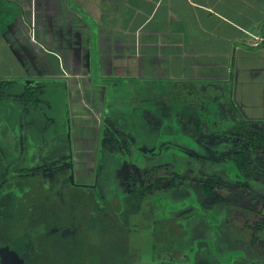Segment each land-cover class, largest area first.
<instances>
[{
    "label": "crops",
    "instance_id": "0c3cea01",
    "mask_svg": "<svg viewBox=\"0 0 264 264\" xmlns=\"http://www.w3.org/2000/svg\"><path fill=\"white\" fill-rule=\"evenodd\" d=\"M45 84L63 85L74 146L86 149L79 153L72 184L92 186L96 196H103L107 190L94 187L97 178L90 177L86 164L98 154L94 125L102 123L110 100L129 110L133 101L143 106L148 100L162 120L170 115L167 111L188 103L211 116L218 109L224 118L249 122L262 134L253 126H264V0H0V148L18 147L17 137L6 135L8 127L38 107L36 97L34 106L25 104V91L31 88L37 96ZM28 148L25 156L31 160L34 153ZM9 154L23 156L16 150ZM30 170V178L16 177L14 192L25 198L44 190L48 205L64 211L65 204L56 201L65 197L61 185L67 191V180L58 182L45 166ZM114 176L111 170L103 181ZM24 204L28 211L30 205ZM1 209L0 204L5 212ZM15 217L6 221L0 216V230L26 221ZM63 224L46 234L49 242L61 235L68 239ZM101 224L107 230V221L89 219L82 232ZM68 246L57 253H86L85 241L74 249Z\"/></svg>",
    "mask_w": 264,
    "mask_h": 264
},
{
    "label": "rangeland",
    "instance_id": "374dc122",
    "mask_svg": "<svg viewBox=\"0 0 264 264\" xmlns=\"http://www.w3.org/2000/svg\"><path fill=\"white\" fill-rule=\"evenodd\" d=\"M39 88L37 109H32L30 117H20L14 127L12 123L8 127L11 133L6 135L14 140L17 137L15 143L18 147L0 148V204L1 210L7 212H0V216L6 221L11 220L12 215L19 220L23 215L21 212L27 209L24 196L14 192L12 187L16 177L27 178L31 176L30 169L39 166H45L47 172L62 166L59 169L66 170L62 181L67 180L69 189L68 186L75 181L73 175L79 153L86 151L74 146L63 85L45 84ZM110 102L106 104L102 123L94 125L100 148L96 159H91L86 167L90 170V177L95 175L97 178L94 187L99 186L97 189L101 192L107 190L105 195L96 197L102 205L117 191L119 195H128L132 191L140 193L146 189L148 197L144 199L135 221L131 220L143 227L129 235L135 257L133 264H202L204 260L210 264H264V243L260 242L264 239V230L254 228L255 221L264 216V148L255 150L251 156L254 162L252 177L245 180L233 170L228 159L232 144L220 136L226 131L227 122L234 121L233 116L226 119L221 116L223 111L217 112L218 109L216 113L212 111L211 116L206 109L196 110L188 103L167 111L170 115L162 120L157 115L160 111L153 109L152 102L148 100L143 101V106L133 101L131 110L125 105L115 104V101ZM217 114L224 122L227 121L222 123V127L206 120L217 117ZM194 117L200 120L199 126ZM118 119L120 127L126 130L127 145L112 146L113 154L108 161L111 165L104 170L106 173L112 170L115 179L105 182L101 178L104 164L99 163L103 145L100 135L104 129L114 130ZM87 120L91 123L92 116ZM253 128L264 134V126L254 125ZM115 137L112 139L118 144L124 138L123 135ZM29 145L34 153L31 160L25 156L30 150ZM105 149L102 148L103 151ZM15 150L23 156L13 159L9 153ZM32 160L33 163L30 162ZM239 181L244 184L238 186ZM16 183L19 184L18 181ZM205 185L208 192L204 190ZM64 186L62 183L65 194ZM146 203L153 205L154 219L159 223L170 218L179 219L180 235L168 236V228H151L152 224L149 226L150 222L143 214V211H149ZM15 225L20 226L3 230L6 239L0 238V264H96L93 261L95 254L88 258L84 252L74 263L71 253L62 255L60 260H52L59 256V251L54 245L47 247L49 239L47 235L43 236V229L29 227L27 219ZM106 231L105 224L100 227L90 225L81 237L88 247L94 248L104 242ZM7 239L11 242H1Z\"/></svg>",
    "mask_w": 264,
    "mask_h": 264
},
{
    "label": "trees",
    "instance_id": "16d2710c",
    "mask_svg": "<svg viewBox=\"0 0 264 264\" xmlns=\"http://www.w3.org/2000/svg\"><path fill=\"white\" fill-rule=\"evenodd\" d=\"M35 97L36 92L31 88L27 89L23 95L25 104L27 106H34L36 103ZM212 122H214V124L218 123L220 127L223 125L221 121L218 120V118L213 117ZM199 123L197 126H199ZM225 126L223 128H226V131L221 132L220 136L222 138H226L232 144V150H230L227 154L228 159L232 164L233 170H235L242 177L244 176L245 180H248L252 177V165L254 164L251 156L255 154V150L264 148V135L258 131L250 129L249 122L243 120L228 121ZM124 130L121 127H116L114 130H109V128L108 130H102L100 136L103 141L102 146L106 148L104 154L105 159H107V162L104 163V167L111 165V163L108 164V160L113 154V145H119L123 147L127 145L125 144L127 141V133L126 130ZM116 135L124 136L122 142L119 144L117 141L114 143ZM108 137L110 138L107 139ZM104 167L101 172V175H103H100L101 178H104V176L107 174L104 170ZM61 171H57V169L56 171H53V177H59L56 178L58 182H62V180L65 178L62 175L65 174V172ZM60 175H62L61 178ZM242 184H244L243 181L238 182V186H242ZM92 188V186L85 187L71 183L69 189L66 191L65 197L56 201L58 203L65 204L64 211L60 210L57 204H54V206L51 208V206L48 205L50 203V197L45 195L44 190L39 189L37 196L29 195L23 199L24 201L28 202L30 206L29 210L25 212L27 214L24 215V213L21 212L23 213L21 216H25V219H30L31 223L35 225L34 227L43 229V236L48 234L55 224L63 226V223H66L68 226V233L66 234L68 239L63 240L62 237L64 235H61L58 239H55L54 241L52 240V242H48L49 244H47V247L48 245H54V247L56 246L55 248L58 250H61L60 248H62L64 245H69L68 247L72 246L71 248L74 249L77 248L78 245L84 243L81 233L83 230V225L87 220L91 218L105 220L107 221L108 228L105 233L104 242H102L101 246L96 250L92 247H88L85 242L86 253L84 254L88 258H92L95 254L96 259L93 261H96V264H133L135 257L129 235L131 231H137L140 228H143L140 224H133V222L135 221V216L138 215L141 209L144 199H147L148 197L145 192L146 189L144 192L140 193L132 191L128 195H119V193H114L115 195H112L110 199L105 201V204L102 205L98 200H96L97 196L95 195V191L94 189L92 190ZM204 190L205 192L209 191L207 185L204 186ZM52 202L54 201H51V203ZM146 204L148 205L149 203ZM152 206L153 205L151 204L148 205L149 213L143 211L145 216L144 218L150 222L149 226L152 224L151 228H157L158 230H160V227L165 230L168 228V236H170V234L176 237L180 235L182 230L178 226L177 220L179 219L170 218L163 220L162 223H159V221H157L158 219H154L155 213L152 211ZM131 220H133V222H131ZM50 221H53V223H49ZM152 221H154V223H152ZM128 222H130L131 226ZM254 228L256 230H264V216L255 221ZM3 230V228L0 230V238L3 237L6 239L4 233L5 230ZM160 234H162V232ZM8 240L9 239L6 241ZM8 242H10V240ZM260 242L263 244L264 239ZM153 244L156 246L155 242H153ZM79 254L80 253L74 255L72 253L74 257L73 263L75 262L76 258H78ZM61 258L62 255L60 252L57 260H60ZM202 264H210V262L208 260H204Z\"/></svg>",
    "mask_w": 264,
    "mask_h": 264
},
{
    "label": "flooded vegetation",
    "instance_id": "af4514ba",
    "mask_svg": "<svg viewBox=\"0 0 264 264\" xmlns=\"http://www.w3.org/2000/svg\"><path fill=\"white\" fill-rule=\"evenodd\" d=\"M206 120L208 121V118H207ZM166 125H167V123H166ZM176 125H178V124H176ZM116 126H117V127H120V126H121V124H120V120H119V119H118V121H117ZM171 130H172L173 132H176V131L173 130V128H172ZM172 131H171V132H172ZM162 133H163V132H162ZM162 133H161V134H162ZM74 182H75V181H74Z\"/></svg>",
    "mask_w": 264,
    "mask_h": 264
}]
</instances>
